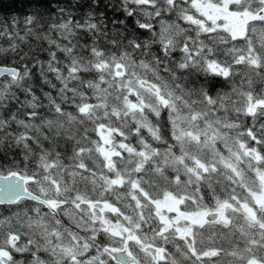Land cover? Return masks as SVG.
I'll list each match as a JSON object with an SVG mask.
<instances>
[{"label":"clouds","instance_id":"clouds-1","mask_svg":"<svg viewBox=\"0 0 264 264\" xmlns=\"http://www.w3.org/2000/svg\"><path fill=\"white\" fill-rule=\"evenodd\" d=\"M0 178V264H264V0H0Z\"/></svg>","mask_w":264,"mask_h":264},{"label":"snow or ice","instance_id":"snow-or-ice-1","mask_svg":"<svg viewBox=\"0 0 264 264\" xmlns=\"http://www.w3.org/2000/svg\"><path fill=\"white\" fill-rule=\"evenodd\" d=\"M21 185L15 179L0 178V201L10 200L21 194Z\"/></svg>","mask_w":264,"mask_h":264},{"label":"trees","instance_id":"trees-1","mask_svg":"<svg viewBox=\"0 0 264 264\" xmlns=\"http://www.w3.org/2000/svg\"><path fill=\"white\" fill-rule=\"evenodd\" d=\"M7 10V9H6ZM253 131H255V129H253Z\"/></svg>","mask_w":264,"mask_h":264}]
</instances>
